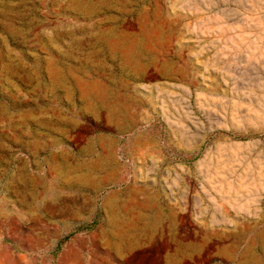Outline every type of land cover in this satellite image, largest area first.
<instances>
[{"label": "rangeland", "instance_id": "374dc122", "mask_svg": "<svg viewBox=\"0 0 264 264\" xmlns=\"http://www.w3.org/2000/svg\"><path fill=\"white\" fill-rule=\"evenodd\" d=\"M0 264H264V0H0Z\"/></svg>", "mask_w": 264, "mask_h": 264}, {"label": "crops", "instance_id": "0c3cea01", "mask_svg": "<svg viewBox=\"0 0 264 264\" xmlns=\"http://www.w3.org/2000/svg\"><path fill=\"white\" fill-rule=\"evenodd\" d=\"M79 165H80V168H79V170H78V173H80V174H82V175H85V174H90L91 173V171H92V169H91V167L90 166H92V164L90 163V161H89V159L88 158H85V157H81V159H80V162H79ZM96 198H95V196L93 197V201H92V203L93 204H96ZM93 213H94V216H96L95 215V213H96V210L94 209L93 210ZM73 220L75 221L76 220V223L74 222L73 224L74 225H72V226H74V227H79L83 232H85V233H88V232H90L91 230H93V229H95L96 228V224L97 223H93V224H91L90 222H88V223H90V224H88V225H86V222L84 223V224H81V221H80V219H78V218H73ZM57 229V232H59V231H61V228H62V226H61V224H57V225H54V224H49V222H47V224H46V229ZM90 234V233H89ZM61 239H63L62 238V236H61ZM57 243L61 246L62 244H64V240L63 241H61V242H59V241H57ZM59 255V250L57 251V254H56V256H58Z\"/></svg>", "mask_w": 264, "mask_h": 264}, {"label": "trees", "instance_id": "16d2710c", "mask_svg": "<svg viewBox=\"0 0 264 264\" xmlns=\"http://www.w3.org/2000/svg\"><path fill=\"white\" fill-rule=\"evenodd\" d=\"M82 231V230H81Z\"/></svg>", "mask_w": 264, "mask_h": 264}]
</instances>
